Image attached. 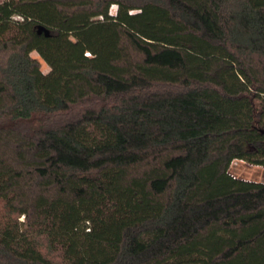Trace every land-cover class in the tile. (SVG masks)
I'll list each match as a JSON object with an SVG mask.
<instances>
[{"label": "trees", "instance_id": "obj_1", "mask_svg": "<svg viewBox=\"0 0 264 264\" xmlns=\"http://www.w3.org/2000/svg\"><path fill=\"white\" fill-rule=\"evenodd\" d=\"M236 159L264 166V0H0V264H264Z\"/></svg>", "mask_w": 264, "mask_h": 264}, {"label": "rangeland", "instance_id": "obj_2", "mask_svg": "<svg viewBox=\"0 0 264 264\" xmlns=\"http://www.w3.org/2000/svg\"><path fill=\"white\" fill-rule=\"evenodd\" d=\"M116 6L111 7V12H116ZM32 55L40 60L41 68L44 72H48L50 67L48 64L39 56L37 52H33ZM230 171L237 177L246 180L264 181V166L253 164L246 160L236 159L232 162Z\"/></svg>", "mask_w": 264, "mask_h": 264}, {"label": "water", "instance_id": "obj_3", "mask_svg": "<svg viewBox=\"0 0 264 264\" xmlns=\"http://www.w3.org/2000/svg\"><path fill=\"white\" fill-rule=\"evenodd\" d=\"M43 31L45 32L46 35H49L50 34L49 30L45 29L43 26H40L39 27V32L41 33Z\"/></svg>", "mask_w": 264, "mask_h": 264}]
</instances>
